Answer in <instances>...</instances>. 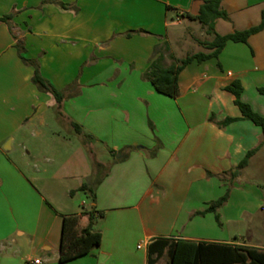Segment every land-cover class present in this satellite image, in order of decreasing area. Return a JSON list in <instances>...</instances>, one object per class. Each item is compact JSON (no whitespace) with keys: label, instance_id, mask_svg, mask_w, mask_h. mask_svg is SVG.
<instances>
[{"label":"crops","instance_id":"0c3cea01","mask_svg":"<svg viewBox=\"0 0 264 264\" xmlns=\"http://www.w3.org/2000/svg\"><path fill=\"white\" fill-rule=\"evenodd\" d=\"M203 3L0 0V246L6 250L9 240L17 244L23 254L19 263L149 264L157 240L264 249L230 239L214 213L197 214L231 187L218 210L225 224L258 215L264 226V145L237 177L232 175L260 145L263 131L242 118L235 95L227 91L239 83L242 101L264 116L259 91L264 30L247 43L227 42L218 58L189 64L178 76L176 98L159 93L146 77L159 54L165 67L188 57H176L171 36L186 22H198L183 14L198 15ZM222 7L229 20H216L219 35L262 22L264 0H223ZM11 14L8 22L2 20ZM200 32L201 39L194 40L201 48L197 53L209 52L203 43L213 42L215 33L204 25ZM23 46L30 53L24 54ZM28 56L40 58L43 77L60 76L51 81L64 95L61 109L34 83L35 70L23 61ZM85 61L80 84L70 85L67 76L76 77ZM228 118L236 121L222 127ZM84 135L93 139L85 143ZM95 144L103 148L101 160L94 156ZM94 161L108 174L96 187L95 203L84 192L87 201L79 202L80 188L94 184ZM256 194L253 201L245 197ZM92 212L101 245L60 263L63 218L76 216L88 225ZM9 219L23 222L9 231ZM165 256L168 249L156 264Z\"/></svg>","mask_w":264,"mask_h":264},{"label":"trees","instance_id":"16d2710c","mask_svg":"<svg viewBox=\"0 0 264 264\" xmlns=\"http://www.w3.org/2000/svg\"><path fill=\"white\" fill-rule=\"evenodd\" d=\"M222 1L223 0H204L198 15L183 14V17L196 20L202 25L207 26L209 32L215 33L216 20L229 19L228 14L222 7ZM62 7L64 8L65 6ZM12 17V14L6 15L2 17V20L8 22L12 19ZM263 30L264 12L262 15V22L258 26L245 31H237L233 34L225 36L215 33V39L213 42L203 43V46L209 52H200L195 55L188 56L178 62H173L169 67H165L163 64L165 56L163 54H159V56L151 63L149 70L146 73V77L151 81L159 93L176 98L180 95L178 76L189 64L194 61L203 63L212 58H218L227 42L234 41L247 43L248 39L252 35L258 34ZM128 36H131V34H128ZM164 50V52L168 53L169 47L165 45ZM23 61L27 64H31V62H29V60L25 57H23ZM33 81L41 91L52 94L58 102L59 109H61L64 101L63 93L54 88L53 85L43 78L38 66H36ZM227 91L235 95V104L241 110L243 116L242 118L252 121L255 125L261 127L263 131V138L260 145L254 150L248 152L241 163L233 170V177H237L240 172L248 166L251 157L258 152L262 145H264V116L255 112L248 103L242 101L241 95L243 88L239 83H234L232 86L227 88ZM259 91L264 94V88H260ZM235 121L236 119L228 118L220 125L225 127ZM73 127L78 134L83 135V130L80 125L73 124ZM84 137L88 139L85 143H88L89 140L93 139L91 135H84ZM152 155L154 156L155 152ZM103 167V165L94 161L96 183L93 184V186L85 183L80 188V191L87 194L93 203L96 202V187L100 185L104 177L108 174L106 171L100 172ZM230 193L231 187L228 188L224 196L209 203V207L205 211L198 212L197 214L206 215L208 213H215L217 214L216 218L218 219L219 217L217 212L229 200ZM99 215L103 217L104 212H99ZM94 217L95 215L93 212L89 214L88 225H83L80 222V219L76 216L63 218L59 257L60 263H66L88 255L101 245L102 234L100 231L94 229ZM166 249H168L170 257L169 264H264V249L246 245L194 242L187 240H178L173 242L168 240L155 241L150 246L149 264H156ZM154 255H157V257L154 258Z\"/></svg>","mask_w":264,"mask_h":264},{"label":"rangeland","instance_id":"374dc122","mask_svg":"<svg viewBox=\"0 0 264 264\" xmlns=\"http://www.w3.org/2000/svg\"><path fill=\"white\" fill-rule=\"evenodd\" d=\"M201 26L202 24L200 22H189L188 21L186 22L185 25L180 26L176 28L175 30L172 29L175 31V33L173 34V36H171V44H172L174 53L178 59H182L186 56L193 55L194 53L201 51V48L198 45V43L194 42L196 38L197 40L201 39V32H200ZM177 34L180 37L178 42L176 41ZM181 37H183V41H180L182 40ZM44 46H47V45L44 44ZM22 49H24L23 50L24 54L30 53L27 47L23 46ZM27 59L29 60V62H31V64L29 65L32 66L34 70L36 69V66H38L40 69V73H41L42 62L40 61V58L28 56ZM32 63H34L36 66ZM85 65H86V61L79 66V69H77V72H76L77 73L76 77L73 78V76H67L68 81L69 79H73L71 80L72 82L70 83V85L74 86V85L80 84L83 70L85 69ZM59 77L60 76H53L52 74H50V76H46L43 78L47 80L51 85H53V82L51 81V79L55 80L56 78H59ZM149 127L151 131H155L154 126L152 127L150 125ZM61 129L62 131H66L64 127H62ZM75 132H76L75 130L72 131V133H75ZM83 139H85V141L88 140L84 136H83ZM95 146L97 149L96 148L94 149V156H97V159H100V160L103 159L105 157V155L103 154V148L97 144H95ZM113 160L114 159L111 158V162H113ZM103 168L104 169H102L100 172L106 171V167H103ZM252 169H255V165L252 166ZM93 183L94 184L96 183V179H94ZM244 189L245 191L250 190V187H247ZM237 196H238L237 197L238 201L244 200V199H241L243 198V195H237ZM245 197L249 199V201L250 200L253 201L255 198H257V194L252 195V196L246 195ZM83 200L85 202L87 201L86 198L84 197V193L82 192L80 193L78 197V201L81 202ZM214 215H215V223L217 224L218 228L222 230H227L229 232L228 237L232 239L233 241H238L242 244H245L247 242L251 245H264V226L259 225V221L261 219H259L260 217L258 215H257V218L253 219L254 221L250 219L241 220V221L232 220V222L230 223L226 222V224H225L226 220L223 215L218 213V217H219L218 219L216 218L217 214L214 213ZM200 216H204V215H200ZM22 222H23L22 220L9 219V231L15 228L17 223L22 224ZM224 225H225V228H224ZM17 249H18V245L13 244L11 240H9V248H7L6 250L0 246V264H5L4 262H6L7 260H9L10 264H26L24 261L22 263H19L23 254L21 252H18ZM166 261H169V257L167 256L163 258L162 263L164 264Z\"/></svg>","mask_w":264,"mask_h":264},{"label":"built area","instance_id":"2783aa9c","mask_svg":"<svg viewBox=\"0 0 264 264\" xmlns=\"http://www.w3.org/2000/svg\"><path fill=\"white\" fill-rule=\"evenodd\" d=\"M34 264H42L41 260L37 259V260H34Z\"/></svg>","mask_w":264,"mask_h":264}]
</instances>
